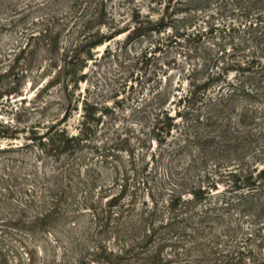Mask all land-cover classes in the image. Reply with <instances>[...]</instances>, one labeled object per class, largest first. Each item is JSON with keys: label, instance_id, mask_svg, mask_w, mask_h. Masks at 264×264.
<instances>
[{"label": "rangeland", "instance_id": "1", "mask_svg": "<svg viewBox=\"0 0 264 264\" xmlns=\"http://www.w3.org/2000/svg\"><path fill=\"white\" fill-rule=\"evenodd\" d=\"M0 264H264V0H0Z\"/></svg>", "mask_w": 264, "mask_h": 264}, {"label": "trees", "instance_id": "2", "mask_svg": "<svg viewBox=\"0 0 264 264\" xmlns=\"http://www.w3.org/2000/svg\"><path fill=\"white\" fill-rule=\"evenodd\" d=\"M198 35V34H197ZM189 38H190V36H188ZM246 66H248L246 63H244V65L242 64V65H240V66H237V67H239V68H243V67H246ZM222 72V71H221ZM225 74H229V71H227L226 70V73L224 72V73H222V75H225ZM221 75V74H220ZM186 98H189L188 96L186 97ZM185 98V99H186ZM194 196L196 197L197 195L196 194H194ZM176 199H177V197H175ZM176 199H170V202H172V203H175L176 202ZM169 203V202H168ZM169 221V220H168ZM167 223H169V222H167ZM166 224V223H165Z\"/></svg>", "mask_w": 264, "mask_h": 264}]
</instances>
